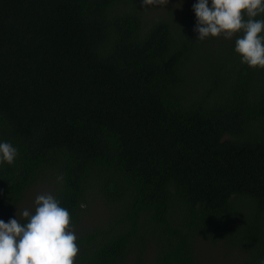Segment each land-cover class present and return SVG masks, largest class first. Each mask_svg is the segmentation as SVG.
<instances>
[{"label": "trees", "instance_id": "obj_1", "mask_svg": "<svg viewBox=\"0 0 264 264\" xmlns=\"http://www.w3.org/2000/svg\"><path fill=\"white\" fill-rule=\"evenodd\" d=\"M197 2L172 20L141 0H0V142L18 149L0 208L48 179L75 264H199V239L264 259V69L241 63L242 33L197 40ZM92 198L109 218L82 232Z\"/></svg>", "mask_w": 264, "mask_h": 264}, {"label": "clouds", "instance_id": "obj_2", "mask_svg": "<svg viewBox=\"0 0 264 264\" xmlns=\"http://www.w3.org/2000/svg\"><path fill=\"white\" fill-rule=\"evenodd\" d=\"M142 6H164L168 0H141ZM197 40L224 36L235 41L241 63L252 69H264V0H198L193 5ZM18 149L10 142H0V163L11 165ZM63 177H57L62 181ZM7 223L0 220V264H75L77 236L69 211L51 194L37 195L35 211L25 209ZM259 264H264V259Z\"/></svg>", "mask_w": 264, "mask_h": 264}, {"label": "rangeland", "instance_id": "obj_3", "mask_svg": "<svg viewBox=\"0 0 264 264\" xmlns=\"http://www.w3.org/2000/svg\"><path fill=\"white\" fill-rule=\"evenodd\" d=\"M182 1L183 0H168L167 5H154L152 6L153 8L150 15L153 17L161 15L166 19H169L171 18L169 11L177 9V7L174 6ZM49 185L48 179H44L39 182L26 194L23 201L11 214H6L4 212L5 209L0 208V220H3L6 223L13 218L21 220L23 217L20 214L25 209L30 212L34 209L35 198L37 195L50 194L51 186ZM104 203V200L101 198H92L88 201L79 227L82 232L101 227L103 225L102 223L107 221L109 218V212L107 211V207ZM234 249L235 248H231L226 243L219 242L213 244L210 241H205L204 239H199L194 244V253L199 264H242L246 257L245 254H243L240 250ZM133 258L134 255L129 256L125 262L118 264H135V260H133ZM141 264H152V258L149 255L144 257Z\"/></svg>", "mask_w": 264, "mask_h": 264}]
</instances>
